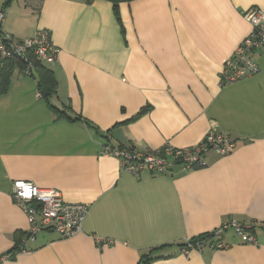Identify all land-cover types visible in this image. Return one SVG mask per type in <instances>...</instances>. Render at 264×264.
Returning <instances> with one entry per match:
<instances>
[{
	"label": "crops",
	"instance_id": "crops-1",
	"mask_svg": "<svg viewBox=\"0 0 264 264\" xmlns=\"http://www.w3.org/2000/svg\"><path fill=\"white\" fill-rule=\"evenodd\" d=\"M1 30L16 40L48 32L58 51L50 102L15 65L0 96V264H264L258 246L231 231L226 247L181 252L185 240L222 223L264 222V52L259 72L220 84L224 62L250 32L242 14L264 0H131L114 14L105 0H13ZM209 132L235 141L232 153L166 175L122 172L105 144L137 151L196 146ZM14 182L61 192L89 206L81 231H42L28 254L7 252L28 228L12 201Z\"/></svg>",
	"mask_w": 264,
	"mask_h": 264
},
{
	"label": "built area",
	"instance_id": "built-area-1",
	"mask_svg": "<svg viewBox=\"0 0 264 264\" xmlns=\"http://www.w3.org/2000/svg\"><path fill=\"white\" fill-rule=\"evenodd\" d=\"M242 16L249 23L250 32L224 62L220 76L222 86L249 78L259 72L253 55L256 52H264V11L250 8ZM3 21L4 11H0V66L10 59H16L21 73L30 77L35 72L36 62L45 65L55 62L58 51L47 31L39 29L29 39L16 40L1 30ZM36 96L41 97L39 92ZM234 148V140L209 132L194 147L174 148L163 145L156 151L141 152L133 148L105 144L101 154L117 158L122 172L138 177L142 173L152 176L166 175L171 172L173 166L184 170L201 168L205 166L206 153L226 156L232 153ZM11 197L25 215L28 224L19 241L18 250L15 251L19 254L30 253L32 248L28 244L42 231L54 232L60 239L75 236L81 231L89 208L87 204L67 202L61 192L55 189L37 187L29 182H14L11 186ZM226 231H231L244 245L258 246L256 232H264V222L227 221L211 231L210 238L185 240L181 245V252L185 255L189 251L201 252L205 248L212 251L222 250L226 245L221 237ZM5 257L10 255L6 254Z\"/></svg>",
	"mask_w": 264,
	"mask_h": 264
},
{
	"label": "trees",
	"instance_id": "trees-1",
	"mask_svg": "<svg viewBox=\"0 0 264 264\" xmlns=\"http://www.w3.org/2000/svg\"><path fill=\"white\" fill-rule=\"evenodd\" d=\"M13 0H5L4 1V6H8L10 2ZM86 3H90L94 0H84ZM108 1L112 4V8L114 11V14L117 13V6L121 2H129L131 0H105ZM15 65L19 66V62H17L16 59H10L9 61H6L2 63L0 66V96L6 93L8 90L9 86V78L11 75V71ZM36 78L37 82V90L40 93L41 98L44 100L46 103L47 107L49 108L50 111H52L54 114L64 117L67 120L71 122H76L77 119L71 118L68 115H66L64 112L60 111L57 107H55L51 102L50 99L53 97L55 94V79L52 74V72L44 67L43 65H40L39 63L35 64V72L30 76ZM196 169V168H195ZM24 233L19 236H23ZM210 238L211 234L207 233L204 234L203 236L198 237L199 239H205V238ZM18 250V242L14 245L10 251L7 252L8 255H11L12 253H15V251ZM151 258L147 255L144 254L140 257V261L138 264H149Z\"/></svg>",
	"mask_w": 264,
	"mask_h": 264
},
{
	"label": "rangeland",
	"instance_id": "rangeland-1",
	"mask_svg": "<svg viewBox=\"0 0 264 264\" xmlns=\"http://www.w3.org/2000/svg\"><path fill=\"white\" fill-rule=\"evenodd\" d=\"M2 1H3V0H0V5H1ZM17 62H18V61H17ZM34 63H35V62H34ZM36 63H37V62H36Z\"/></svg>",
	"mask_w": 264,
	"mask_h": 264
}]
</instances>
